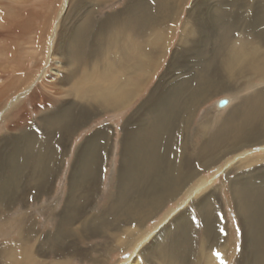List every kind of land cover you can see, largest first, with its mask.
Wrapping results in <instances>:
<instances>
[{"label": "bare ground", "instance_id": "1", "mask_svg": "<svg viewBox=\"0 0 264 264\" xmlns=\"http://www.w3.org/2000/svg\"><path fill=\"white\" fill-rule=\"evenodd\" d=\"M35 1L0 0V25L1 23L6 25L0 29V46L5 45L0 49V125L14 112L17 113L22 109L23 106L19 107V105L27 96L36 102V109L50 108L51 103L60 96L69 99L65 106L42 118L44 126L43 129L41 128L42 134L33 128L25 132L30 127L28 123L30 117L26 113H20L22 116L19 120L11 121L12 137L0 140V220L16 205L22 203L27 206L26 202L29 203L32 198L36 200V197L52 193L55 181L65 167L67 157L71 155V151L73 152V140L80 127L96 117L98 113L122 111L128 108L142 94L147 84L158 72L170 49L179 29L178 24L182 19L183 10L188 2V0H158L155 12L157 17L153 26L155 34L152 39L153 47L145 54L142 51L139 52L141 58L137 65L130 71L128 70L129 72H125L118 70L117 64L112 59H107L103 69L100 67L99 61L96 62L94 59L96 60L98 54L104 51L107 46L115 44L118 39L116 35L129 16H137L142 12V8L148 10V0L130 1L123 11L108 17L99 24L92 38L89 33L91 31L84 29L85 25L79 31L67 24L70 13L73 14V10L75 11L72 8L74 0ZM6 6L13 8L14 13L11 14L13 15L11 20L5 22L3 16L5 10L7 11ZM20 7L24 8L23 15L17 13V9ZM215 8H220L224 12L227 28L232 29L234 38L237 40L233 50H238L235 54L233 51L232 55L230 54L227 60L222 62V71H219L226 79L223 76L220 78L232 80L237 85L244 80L246 89H255L257 84L254 83V80L264 79V52L261 50L264 49L262 46L264 45V0H197L192 9L188 11V16L180 28L177 48L168 70L149 98L139 107L123 129L125 137L121 156L124 161L121 164L122 172L118 181L122 188H126L129 182L135 180L134 178L129 179L128 172L133 169L128 161L131 154H133L134 160L139 156V146H145L148 151L153 150L154 148L149 144L158 141L161 143V138L165 139L170 129L173 132L171 135L174 136L176 133L177 137V139L175 136L174 138L168 137V139H172L170 141L173 148L172 151H167L169 162L163 166L165 167L164 171H160L155 177L156 172L151 174L152 181L144 190H138L140 192L138 197L121 206L120 214L135 219L133 223L124 224V226L133 225L123 231L126 237L129 236L128 239L119 242L117 240L120 239L116 238L115 241L116 245L119 242L120 247L125 249L135 246L133 254L125 264H143L141 257L144 254H146L148 264H190L193 249H188V247H193V241H195L192 238L195 225L190 218L191 215L189 216L192 211L186 209L180 214L178 212L191 202L194 205L193 200L208 189V184L205 179L200 178L197 186H189L198 178L201 171L210 169L232 154H237V159L247 161L250 163L249 165L261 161L264 163V156H257V153L259 155L264 153V114L260 113V110L264 112V89H258L253 93L255 96L252 99L258 107L253 116L243 118L244 122L237 128H233L231 134H227L221 128L206 139L200 149L199 156L204 161L196 170L186 166L183 157L185 152L183 142L186 140L185 137L199 105L207 101L215 86L203 83L201 85L204 87L199 85L192 92V96L178 108L175 120H169L170 111H167L166 107L171 105L174 108L175 105L173 102H167L173 99L178 84V82L169 83L171 75L175 69L181 70L182 67L188 66L193 58L200 56L210 35L215 38L216 34L213 30L217 32V23L219 24L223 20L216 16ZM37 9H42L43 12L36 15ZM108 31L117 33L115 36L114 33L111 34L110 39L105 41ZM246 34H251V38L255 34L259 36L256 41L252 40L253 45L249 50L246 45H239V40H242ZM88 38H91L89 43L87 42ZM110 46L107 50L110 49ZM128 46L125 47L127 51L130 50ZM137 49L134 48L136 51ZM86 50L89 51L88 54L85 53ZM137 57L135 56V58ZM23 58L27 59L26 62L22 61ZM31 59H34V67L31 64ZM194 61L196 60L192 62ZM132 72L143 74V80L136 81V83L133 82L135 78L129 80L128 76ZM147 81L149 82L147 83ZM241 107V103H239L233 110L231 109L225 118L224 125H226L225 122L232 123L234 121L237 113L241 112ZM72 109L81 111L76 115L75 112L70 113V116L64 120L63 113ZM55 120L60 121L58 125L54 123ZM207 122L204 120L202 125L209 129ZM200 129H203V126L199 128L198 133L207 134L210 131V129L205 131ZM49 133H53L56 137H50ZM113 134V128L106 126L89 138L86 145H83V149H79L77 152L76 162L72 171L70 170L72 173L71 193L64 206V211L61 214L58 213L59 222L55 231L47 235H40L39 221L29 212L21 213L16 219L9 222L19 227V238L0 246V264H73L75 258L93 264H109L108 257L104 259V255H102V258L96 260L92 250L84 246L85 241L90 237L104 233L108 223H101L98 213L89 217L85 210L95 204L98 197L107 166L106 153ZM175 140H181V145H177ZM40 144L43 147L37 151L39 154L37 157L33 154L27 157L23 153L25 149H28L29 153L33 152L34 148ZM43 151L45 152L42 153ZM214 151L216 154L213 156ZM207 156L208 158L212 157L208 159ZM21 157L22 160H20ZM146 160L143 159L145 162ZM24 170L25 172L30 170L27 182L31 183L30 180H32V185L20 194L18 192L16 194L9 193L7 182L11 179V174H16L18 171L22 174ZM142 174L143 177L150 175L149 172ZM247 174H249L248 171ZM254 174L251 181L245 182L243 179L245 183H240L238 181L241 180H237L233 187L238 202V211L245 212V214L248 209L250 211L243 222L242 255L240 253L241 256L238 257L237 262L234 257L231 259V256L236 253V247L231 249L226 243L224 234H221V230H225V221L222 216L223 211L221 212V207L218 206L215 207L220 213L218 218L204 217L203 219L204 237L206 238L202 240L200 254L196 253V264H222V261L223 264H264V200L259 201L262 200L260 197L264 193V167L257 168ZM251 177H253L252 174ZM164 185H167L166 189L162 188ZM81 186L84 187V194L80 197L77 192ZM186 188L189 189L188 198L165 217V223L168 222V226L163 228L158 226L155 233L148 234L147 232V237H143L140 242L135 241V230L137 228L143 230L149 221V216L155 213V208L160 209L170 199L176 200ZM212 194L216 195V192ZM116 196L118 197V194ZM208 197L211 198L212 195ZM250 197L259 201L255 209L251 205ZM80 199L88 203L79 206ZM58 205L59 200L57 205L55 204L54 210L58 208ZM216 222H221L222 226H218ZM150 240L149 247L142 251V248ZM181 248L188 249L189 255L180 257ZM176 253L178 256L174 259ZM217 253L220 256H217Z\"/></svg>", "mask_w": 264, "mask_h": 264}, {"label": "rangeland", "instance_id": "2", "mask_svg": "<svg viewBox=\"0 0 264 264\" xmlns=\"http://www.w3.org/2000/svg\"><path fill=\"white\" fill-rule=\"evenodd\" d=\"M130 1L132 0H74L73 1L74 3H72V8H74L75 11L73 10L74 12L73 14L70 13L69 18H67V24L69 27L77 28L79 31H81V29L85 25L86 27H84V29L87 31L88 30L91 31L89 33H91L90 35L92 38L93 34L96 33L97 31L96 28L99 24L103 23V21H105L108 17L114 16L120 13L121 11H123L128 5V3H130ZM148 1H149L147 2L149 5L148 10L147 8L146 9L142 8V12L138 13L139 15L137 14V16L136 15L129 16V18L125 21L124 25L120 27L121 29L118 31L117 35H116L117 32L116 33L112 31L107 32L106 34L107 39H105V41L109 40L111 34L113 33L114 36L115 35L118 36V39L117 41H115V44H112L111 46L109 45L110 46L109 50H107V48L109 47L107 46V48H105L104 51L98 54L96 60L94 59V61L96 62L99 61L100 67L102 69L105 67L106 62L112 59L114 63L117 64L116 68H118V70L129 72L133 67L137 65L138 61L140 60L141 57L139 56V52L142 51V53L145 54L146 52L150 51V49L153 47L152 44L154 41L152 39L154 38L155 35L153 26H154L155 18L157 17V14L155 13L156 3L159 1L158 0H148ZM196 2L197 0H188L186 7L183 10L184 12L182 14V19L178 24L179 29L172 41L170 49L168 50L158 72L155 74V76L151 79L150 82L147 81V83L149 82L147 84V87L142 92V94L137 97L135 102L122 111H115V112L111 111L103 114L98 113L96 117H94L88 123L80 127L77 134H75V138L73 140V148H72L73 152L71 151V155L67 157L65 167L62 173L60 174V176L57 177L52 193L50 195L44 194L42 197L39 198L36 197V200L32 198L31 201H29V203L26 202L27 206H24L22 203L16 205L15 207H13L10 213H8L5 217L2 218V220H0L1 222L0 246L4 245L5 243H8L9 241L16 240L19 238L18 237L19 227L9 222H12V220L16 219V217L21 213L29 212L31 215L37 218V220L39 221L38 225H39L40 235H47L48 233L56 230L59 222L58 213L61 214L64 211L65 209L64 206L66 204L69 194L71 193V182H70L72 175L71 171L76 162V158L78 154L77 152L79 151V149H83L84 147L83 145L84 144L86 145L89 138L93 137L102 128L109 126L113 128L114 134L111 139L110 147L106 153L107 166L105 168V174L103 176L102 184L98 192V197L96 198L95 204L91 205V207H88L87 210H85V213H87L89 217H92L93 214L95 215L98 213L97 214L99 215L98 218H101L99 219L101 220L100 222L108 223V226L105 230L106 232L104 231V233L90 237L88 240L85 241L84 246L92 250L94 258L96 260H99L100 258H102L101 256L104 255V259L108 257L109 264H125V262L128 261L129 257L134 252L135 246H131L130 249H125L120 247L119 242H124V240H127L129 237V236L126 237L125 236L126 234H124L123 231L130 226L133 227V225L124 226V224H126L127 222L133 223L135 222V219L134 217L127 218L128 217L127 215L123 214L124 215L123 216L122 214H120V210L122 208L121 206L128 204L130 200H134L138 197V194H140L138 190L139 189L144 190L145 187L149 185L150 181H152L151 174H154V172H156V174L154 175L155 177L160 173V171H164L165 167L163 166H166V164H168L169 162V157H167V151H172L173 148V144L171 142L172 139L170 138L168 139V137L171 136V138H174L176 133L174 134V136L173 134L171 135L172 129H170L168 130V135H166L165 139L161 138V143L160 141H158L157 143L149 144L151 147L154 148L153 150L148 151L145 146H139L138 147L139 156L135 157V160L133 154L129 156L131 158L129 159L128 162L131 163L130 165L133 170L130 169L132 171L128 172L129 174L128 176L129 179L134 178L135 180L129 182L126 188H122V186H119L118 181L120 180L119 176L121 175L122 172L121 164L124 161L122 160L123 157L121 156L123 150V145H122L123 139L125 137L124 135L125 131L123 129L124 127H126V123L132 118V116L139 109V107L149 98L151 93L154 91V89L160 82V79L168 70L169 64L171 63L175 54V50L177 48L176 45L178 44L180 28L183 22L186 20V17L188 16V11L192 9V7ZM6 7H7V11L5 10L4 13L5 17L3 16L5 22L11 20V18L13 17V15L11 14L12 12L14 13L13 8L8 6ZM23 9L20 7L19 9H17V13L23 15L25 13ZM41 10L42 9H37V11H35L36 15L41 14V12H43V10L42 11ZM215 14L217 17L223 19L222 21H220L219 24L217 23V28H216L217 32L213 30L216 34L215 38H212L210 35L209 41L204 45L202 49L203 51L201 52L200 56H198L195 59L194 58L192 59V61L193 60L196 61L194 62L191 61L188 66L186 65L182 67L181 70L179 68L175 69L174 73L171 75L169 83L178 82V84L173 96L174 100L172 99L173 101L169 100V102H167V103L173 102L175 106L173 108L171 105L170 106L168 105L169 106L168 107L167 103H166L167 107L165 106L166 110L170 111L169 120L174 121L176 118L175 116L178 108L181 107L183 103L190 98V96H192L191 95L192 92L196 90L199 85L203 83V84H208L209 86H215L214 90L209 95L207 101L199 105V108L195 113L193 122L189 127L187 136L185 137L186 140L185 142H183V144L185 145L184 146L185 152L183 153V157L186 161V166L188 165L187 167H190V169L192 170L198 169L200 167V164L203 163L204 161V159L201 160L199 156H200V149L203 146L206 139L209 136L211 137L213 133H217L218 130L221 128L227 134H231L232 130H234L233 128H237L239 124L244 122L242 120L243 118H249L253 116V113H255L256 109L258 108L255 101L252 99V97L255 96L253 95V93L258 89H264V79L261 78L254 80V83L257 84L255 89H249V88L246 89L245 88L246 85H244L245 82L244 80L237 85L232 80L231 81L222 80V78H220V76H223L221 74L222 65H223L222 62L224 60L226 61L227 57L230 54L232 55L233 51L235 54L238 50L236 49L233 50V47H235L237 40L234 38L232 29L227 28L228 25L225 23L224 12L220 8H215ZM5 26L6 25L4 23H1L0 29L1 28L3 29ZM122 27H124L125 29ZM122 30L124 31L122 32ZM256 36L257 34L253 35L251 38V34H246L242 40L241 39L239 40V45L241 44L246 45L248 47L247 50H249L253 45L251 43L253 42L252 40L255 39L256 41V39L259 38V36L257 37ZM91 38H88L87 40L88 43L89 40L91 41ZM127 43L130 45L128 46ZM124 45H126L125 47L128 46L130 50L132 49L131 50L132 52L130 50L127 51V48H125ZM1 47H5V45L0 46V49ZM132 47H134L135 49H137L138 47L137 51L134 50V48ZM261 50L262 52H264V49ZM85 53L88 54L89 51L86 50ZM135 56L136 57L139 56V57L135 58ZM24 60L25 58L22 59V61ZM33 60L34 59H31L32 66L34 65ZM101 62H103V64H101ZM143 77H144L143 74L142 75L135 74V72L130 73L128 76L129 80L135 78L133 79L134 83H136V81L140 82L141 80H143ZM223 78L226 79L224 76ZM201 86L204 87V85ZM68 99H69L68 97L60 96L51 103L52 105L50 108L41 107L42 109L41 110L39 108L36 109L35 108L36 102L31 100L30 96H27L24 99V101L21 103V105H19V107L23 106L22 109L18 110L17 113L14 112L6 121L4 120L1 123L0 140L4 138L10 139L12 137L13 133L10 132V127L12 123L11 121L19 120L22 116V114L20 113L23 114L26 113L30 117V120L28 121L30 127L27 130H25V132H28L30 128H33V130H38L41 133L42 129L44 128V126L42 125L43 123L41 121L42 118L45 115L51 112H55L59 110V108L65 106V103ZM222 100L227 101V104L225 107L220 108L219 103ZM246 100L248 101L246 102ZM239 103H241L242 107L240 108L241 112L237 113L236 115L238 117L235 116V119L232 123L225 122L226 125H224V121L227 114L230 113L231 109L233 110L235 106H237V104ZM80 111L81 110L78 111L76 109H72L68 112H65L63 113L64 114L63 119L65 120L67 116H70L69 115L70 113L75 112L76 115ZM260 113L264 114L262 110H260ZM204 120L208 121L207 124L209 125V129H210V131H208L209 135L208 132L207 134H205L204 132L198 133V130L201 126H203V129H200L202 131L208 129L206 126L202 125ZM59 122H60L59 120L54 121V123H56L57 125ZM154 123L156 124L155 121ZM19 132L21 133V131ZM49 136L56 137L53 133H49ZM175 142L177 143V145H181L180 143L181 140H175ZM42 147L43 145L40 144L38 145L37 148H34L33 152L29 153L28 149H25L23 153L27 157H29V155L32 154L33 156L37 157L38 154L37 151L40 148L42 149ZM44 152L45 151H43L42 153ZM214 154H216V151H214L213 156ZM257 154L258 157L264 156V153L262 154L260 153V155L259 153ZM210 157L208 159H210ZM237 157H238L237 154H232L227 158L223 159L221 162H218L219 164L217 163L210 169L201 171V174H199L198 178H196V180L189 186V187L197 186L200 178L205 179L208 184V189L204 191V193L201 194L198 198L193 200L194 205L191 202L187 205V207H184V209L178 212V214H180L186 209H190V211H192L189 214V216L191 215L190 218H192L193 225H195L194 230L192 231L193 234L192 238L195 241H193V245H192L193 247L191 248L188 247V249H193L190 264H196L197 261L196 253L200 254V250L202 247L201 245L202 240L206 238L204 237L205 228L203 227L204 226L203 219L204 217H210L212 219L218 218V214L220 215V213H218V211L215 209V207L218 206L221 207V212L223 211L224 213V214L222 213V216H224V221H225L224 222L225 230H221V234H224L226 243L228 246L231 247V249L236 247V253L234 256L233 255L231 256V259L234 257L235 261L237 262V259H239L240 256L242 255L243 238H244L243 222L246 220L245 217L248 215V213L250 214V211L248 209V211H246V214L245 212L240 213L238 211V206H237L238 202L233 187H234V183L237 180H241L238 181L240 183H243L244 180L245 182L251 181L255 176L254 174L255 170L259 167H264V163L261 161L262 163L260 162L254 165H249L250 164L249 162L237 159ZM143 159H147L146 162L143 161ZM20 160H22V157L20 158ZM150 168H154V169H150ZM247 171L249 174L246 175ZM29 172L30 170L27 172H25L24 170L22 174H20L19 171L16 172V174H11V179H9L7 182L9 188L8 192L11 194H16V192H18V194H20L22 192H25L27 188H30L33 181L30 180L31 183L27 182L28 181L27 177ZM144 172H149L150 175L149 176L145 175V177H143L142 173ZM250 172L253 177H251ZM243 174L245 176H242ZM0 184H1V176H0ZM81 187H79L77 192V195H79L80 197L84 194L83 193L84 187L82 188ZM162 188L166 189L167 185L162 186ZM188 190L189 189L186 188L183 191V194H180V196H178L176 200L170 199L167 201L166 199L167 201L166 204L163 205L160 209L155 208V213L149 216L148 219L149 221L146 223V226L143 228V230H140L139 228L135 230V238H134L135 241L140 242L143 239V237L144 238L147 237L149 233H155L158 226H160V228H163L166 225L168 226L169 223L168 222L165 223V217L168 215L170 211H172L173 209H177L179 205L188 198ZM213 192H216V195L212 194ZM117 194L118 197L116 196ZM209 195H212V197L209 198L208 197ZM261 198L262 200H259L260 202L264 200V193L263 196L260 197V199ZM253 199L254 198L250 197L251 205L255 209L257 207L256 204L259 201L258 200L255 201L256 198L255 200ZM58 200H59L58 208L54 210V206L55 204L57 205ZM80 200L81 201L78 202L79 206L80 204L85 205L86 203H88L82 201V199ZM196 204L197 206H195ZM208 210H210V212H208ZM218 223L216 222L218 226H222L221 222ZM1 228H3L2 229L3 231L1 230ZM120 229L121 231H119ZM116 238L120 239L117 240L119 241L117 245L115 243ZM150 244H151V240L149 241V243L148 242L146 243V245L142 248V251H145ZM188 249L184 250V248H181L180 250L182 251V254H180L179 256L180 257L188 256L190 253ZM221 253L224 252L221 251ZM145 255L146 254H144L141 258L143 264H148ZM177 256L178 254L176 253L174 259H176ZM51 260L54 261L53 258H51ZM73 264H93V263L89 261L83 262L80 258H75Z\"/></svg>", "mask_w": 264, "mask_h": 264}, {"label": "water", "instance_id": "3", "mask_svg": "<svg viewBox=\"0 0 264 264\" xmlns=\"http://www.w3.org/2000/svg\"><path fill=\"white\" fill-rule=\"evenodd\" d=\"M226 104H227V101L222 100V101L219 103V106H220V108H223V107L226 106Z\"/></svg>", "mask_w": 264, "mask_h": 264}, {"label": "snow or ice", "instance_id": "4", "mask_svg": "<svg viewBox=\"0 0 264 264\" xmlns=\"http://www.w3.org/2000/svg\"><path fill=\"white\" fill-rule=\"evenodd\" d=\"M216 255H217V256H220V254H219V253H217ZM222 264H223V261H222Z\"/></svg>", "mask_w": 264, "mask_h": 264}]
</instances>
